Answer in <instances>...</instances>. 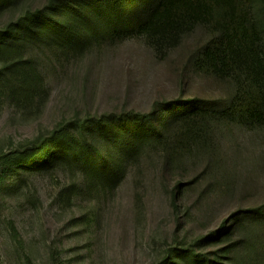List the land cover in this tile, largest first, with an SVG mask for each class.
Masks as SVG:
<instances>
[{
  "label": "rangeland",
  "instance_id": "rangeland-1",
  "mask_svg": "<svg viewBox=\"0 0 264 264\" xmlns=\"http://www.w3.org/2000/svg\"><path fill=\"white\" fill-rule=\"evenodd\" d=\"M44 1L22 0L0 14V25ZM206 39L200 27L166 56L142 39L70 56L26 49L40 77L30 84L17 72L0 82V155L89 115L148 113L157 102L190 96L229 99L232 81L195 67ZM186 145L174 159L160 147L148 150L113 186L85 184L69 164L7 176L0 185V264H28L26 256L33 264H159L169 249L196 243L235 210L264 205V122L218 125L206 142ZM174 194L181 195L176 207ZM249 225L241 223L236 238L246 230L251 236ZM256 257L264 264V254Z\"/></svg>",
  "mask_w": 264,
  "mask_h": 264
},
{
  "label": "trees",
  "instance_id": "trees-1",
  "mask_svg": "<svg viewBox=\"0 0 264 264\" xmlns=\"http://www.w3.org/2000/svg\"><path fill=\"white\" fill-rule=\"evenodd\" d=\"M21 1L0 0V14ZM200 27L207 39L194 56L195 67L232 81L235 93L229 99L204 102L190 96L157 102L148 113L123 111L64 122L2 153L0 185L23 169L69 164L79 167L85 184L113 186L154 147L174 159L187 142H206L218 125L264 122V0H45L12 15L0 25V82L17 72L36 82L40 75L24 58L31 47L70 56L106 42L142 39L166 56ZM180 196L173 195L174 207ZM249 222L258 232L248 236L246 230L236 238L241 223ZM257 253L264 254V205L235 210L196 243L169 249L159 264H258ZM26 260L33 264L30 256Z\"/></svg>",
  "mask_w": 264,
  "mask_h": 264
}]
</instances>
